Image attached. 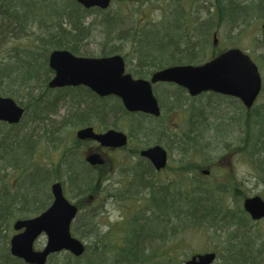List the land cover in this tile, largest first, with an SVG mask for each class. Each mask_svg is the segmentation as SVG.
Instances as JSON below:
<instances>
[{
  "label": "trees",
  "instance_id": "1",
  "mask_svg": "<svg viewBox=\"0 0 264 264\" xmlns=\"http://www.w3.org/2000/svg\"><path fill=\"white\" fill-rule=\"evenodd\" d=\"M144 1L160 5L157 20L132 19L139 6L130 14L112 11L111 7L86 9L76 0H0V36L7 42L14 41L12 35L16 31L35 36L33 45H10L6 56L0 59V94L13 97L26 110L18 124L0 121V264H27L10 252L13 223L38 215L51 205L53 196L48 185L52 181L61 180L83 196L91 193L87 199L92 200L94 194L102 192L101 184L111 176L103 171L107 162L102 166L88 164L82 152L87 143L75 135L67 136L63 129L94 124L119 129L123 125L122 118L127 116L128 122L131 120L130 139L132 136L142 138L141 134H148V130L158 131V118L129 112L120 98H102L83 86L73 90L87 91L93 103L79 102L62 120L53 121L51 117L57 113L59 96L44 99L51 91L48 82L53 75L49 66L52 50L67 49L77 56L95 57L87 49L85 39L90 36L91 27L103 25L105 46L98 56L120 52L121 44L129 43L131 59L137 69L128 66L127 70L135 77L149 78L155 70L201 64L215 56L214 33L218 27L226 25L238 29L248 25L251 18H264V0ZM199 9L206 12L205 17H197ZM92 13L97 18L100 14L104 16L90 26L87 18ZM115 33L118 35L113 36ZM117 41L120 44H116ZM159 86L164 91L176 88L187 93L177 85L162 83ZM160 88L155 87V94L165 110ZM22 94L28 97L27 103L19 101ZM174 94L165 97L169 101L168 110L178 105ZM239 109L243 117L240 153L255 163L264 164V112L254 115V109L248 110L242 103ZM30 112L32 115L26 119ZM117 113L121 116L119 120L115 119ZM190 113L181 134L172 136L167 127L161 129L162 134L167 133L174 139L184 155L175 169L187 173L190 169H201L209 147L205 143L206 133L211 128L216 136L228 135L225 118L211 119L199 108H192ZM46 151L51 153V158L43 162ZM54 155L57 160L53 159ZM129 156L132 160L128 163V193L112 194L114 198L120 195L128 213L110 224L106 231L100 230L99 213L89 215L85 224L75 220L72 234L92 241L81 256L65 252L64 264H183L176 259V250L166 244L188 229L206 226L216 233L227 232L222 252L218 253L221 264H264V246L258 245L251 234L253 221L243 207L231 208L221 199L223 193H230L229 185L210 186L200 179L202 185L191 189L195 180L187 184V177L160 181L159 172L140 156L139 150ZM198 172L195 171L194 178L200 176ZM144 190L147 192L143 193ZM76 204L81 216L85 208ZM60 253L50 256L49 260Z\"/></svg>",
  "mask_w": 264,
  "mask_h": 264
},
{
  "label": "rangeland",
  "instance_id": "2",
  "mask_svg": "<svg viewBox=\"0 0 264 264\" xmlns=\"http://www.w3.org/2000/svg\"><path fill=\"white\" fill-rule=\"evenodd\" d=\"M129 1L132 3L131 5L127 4V0H116L112 3L110 9L112 11L118 10L120 12L122 11L131 14L133 10H135L134 7L139 6L137 14L135 11L136 15L133 14L134 17L132 19L147 18L148 20H157V14L160 13V10L158 9L160 5L158 3L156 4V2L151 1L145 2L144 0ZM197 15L198 18L205 17L206 12H204L202 9H199ZM103 16L104 15L100 14L97 18L96 14L92 13L87 18V25L89 24L91 26L92 23L94 24V22H98ZM263 24L264 18L260 19L255 17L249 20L248 25L241 26L238 29L227 28L226 25H222V27L217 28L218 40L213 48L217 52L219 50H225L231 47H239L243 49L252 57L257 65H259L264 80V40L262 36ZM103 30V25L93 26L91 27L90 36L85 39V45L87 49L90 50V52L95 56L101 55V52L105 46V33ZM22 34L23 33L21 31H16L13 33L12 36L14 37V41L12 42H7V40L3 39L4 37L0 36V59L6 56L8 47H10V45L15 44L17 46H31L34 44V35L30 34L27 36ZM116 35H118V33H115L113 36ZM116 44H120V42L117 41ZM121 45L122 49L117 53H121L123 56L125 55L124 58L126 60V66H130L132 70H136L137 68L135 66V62L133 59H131V48L129 43L124 42ZM210 52L211 51L209 50L208 53ZM157 88L159 89L160 86ZM161 90L164 94L163 99L165 101L166 107L165 110H162V116L157 119L158 131L148 130V134L144 136L141 134L142 138H135L132 136L129 143L130 145L126 149L102 148L99 150L104 154L107 160V166L105 167L106 169L103 171H107L111 175L106 182L104 181V184H101L102 192L100 191L97 196L94 194V198L91 200L87 199L91 193H89L87 196H83L78 191L69 189L65 182L63 183L65 187V194L69 200L82 204V206L85 208L82 211V214H84L85 217L84 215L82 216V214L81 216L78 215L75 222H82L81 224H85L89 215L93 214V212H95V214L99 213V224L101 227L100 230L106 231L110 224L116 223L123 215H125V213H128V209L125 205L126 203L121 200L120 195H115L116 197L114 198L112 194H119L117 193L119 191L128 193L127 184L130 182V177L128 175V163L131 164L132 159L130 160L129 155L132 153V151L139 150L156 143L164 146L169 152L168 165L165 169L161 170L158 175L160 181L167 182L177 180L179 177H182L183 179L187 177V184H192V180H195L193 186L190 185L191 189H198L202 185L200 178L204 179L205 182L210 186L220 187L225 183L229 185L231 189L229 190L230 193H223L221 199L231 208L243 207V200H241L243 195L252 196L258 194L264 198V164L259 162L255 163L251 159L250 161L244 153H240L242 137L240 127L243 119V117H241V110L239 109L241 103L235 98L215 96V94L211 93H205L197 97H191L187 93L179 91L176 88H171L168 91H164V89ZM157 93L160 94V90H158ZM173 93H175L174 95L178 97L179 102L177 107L173 108L172 110H168L169 101L165 97L166 95H172ZM46 94L47 95L44 99L59 96L57 113L51 117L53 121L62 120L65 116H67L68 111L75 110L76 105H78L79 102L83 104H90L94 101L92 97H89L91 96L90 93H87V91L80 92L73 90V87L51 90ZM19 101H22V103H27L28 97L22 94L21 97H19ZM192 108L202 109L203 112L206 113L207 117H211V119L216 118L221 120L222 118H225L224 121L227 123V136H216V132L212 128L206 133L207 137L205 139V143L209 147L204 155V161L201 162V169L203 167L205 168L207 165L211 166L212 174L209 178L203 177V173L200 171L201 169H195L194 171H191L190 169L188 173L185 171H177L175 168L179 166L181 163L180 159H182L184 155L181 153V148H179L178 145L172 141L174 139L171 140L167 136V133L162 134L161 131L162 128L167 127L172 136H175L174 134H181V129H183L187 124L188 118L191 114L190 110ZM253 109L254 115L264 112V87L262 93L255 102ZM117 114L118 115L115 116V119L119 120L121 116L119 113ZM31 115L32 113L30 112V115H28L26 119H28V117ZM128 119L129 117L127 116L122 118L123 125L119 129L130 134L131 120L128 122ZM94 126L97 130H105V128H100L99 126L97 127L95 124ZM81 127L82 126H76L74 129L69 127L63 129L62 132L67 133V136H73ZM96 145L97 144L94 142H89L83 145V154L88 152L90 149H95ZM45 154L46 155L42 156L45 158L43 159V162H46L48 157L51 158V153L49 151H46ZM42 157L39 155V159ZM55 157L56 155H54L53 159L57 160ZM136 161L137 160H135V162ZM135 162H132V164ZM196 170L199 171V179L194 178V173ZM53 182L54 181L48 185L49 191H51V184ZM146 192L147 191L144 190L143 193ZM250 228L252 229L251 234L253 238L256 237L257 239V244L264 246V219L253 222ZM224 237H227V232L225 234L222 232L216 233L214 230H211L206 226L204 228L193 230L188 229L181 234H178L176 239L173 238L169 240L166 246H172L176 250V259L179 262L182 261L183 264H185L188 258L198 252H222L223 246L225 244L224 240H226L223 239ZM79 238L84 241L86 245L90 244L92 241V239H88L87 237ZM46 241L47 237L45 235L41 236L36 241L35 248L38 250L42 249L45 246ZM155 245L156 246L154 247H157V243ZM253 252L256 253L257 251L254 250ZM65 258V252H62L48 260L47 264H64L66 261ZM217 264H221L220 258L217 260Z\"/></svg>",
  "mask_w": 264,
  "mask_h": 264
},
{
  "label": "water",
  "instance_id": "3",
  "mask_svg": "<svg viewBox=\"0 0 264 264\" xmlns=\"http://www.w3.org/2000/svg\"><path fill=\"white\" fill-rule=\"evenodd\" d=\"M85 8L107 9L112 0H77ZM263 38H264V24ZM217 37L214 35V43ZM49 65L54 76L50 88L84 85L100 97L115 95L122 100L130 112H143L159 117L161 107L153 91L157 82L175 83L191 96L213 91L240 99L250 109L262 89V76L250 55L240 48L227 49L203 64H181L155 71L150 79L134 78L126 72L125 60L120 54L102 57L74 55L66 49H55L49 55ZM25 114V108L13 97L0 94V121L18 124ZM76 136L81 140H95L103 147L120 148L128 143V135L111 128L97 132L93 126L80 128ZM157 170L164 168L168 161L165 148L156 144L141 151ZM86 161L91 165L105 162L99 152H88ZM53 201L40 214L13 223L16 233L10 238V252L27 264H46L50 255L69 251L81 256L85 243L74 237L71 225L78 214V206L65 195L61 181L51 185ZM244 208L253 219L264 217V199L260 196L245 199ZM45 235L43 249H35L37 239ZM215 252L197 254L186 264H214Z\"/></svg>",
  "mask_w": 264,
  "mask_h": 264
},
{
  "label": "flooded vegetation",
  "instance_id": "4",
  "mask_svg": "<svg viewBox=\"0 0 264 264\" xmlns=\"http://www.w3.org/2000/svg\"><path fill=\"white\" fill-rule=\"evenodd\" d=\"M148 161V163L153 167V165H152V163L149 161V160H147ZM161 171V170H160ZM160 171H158V172H160ZM202 173H203V177L204 178H209L210 176H211V174H212V171H211V166L210 165H207L205 168L203 167L201 170H200ZM197 178H199V176H197ZM201 179V178H200ZM202 180H204V179H202ZM205 181V180H204ZM129 190V189H128Z\"/></svg>",
  "mask_w": 264,
  "mask_h": 264
}]
</instances>
